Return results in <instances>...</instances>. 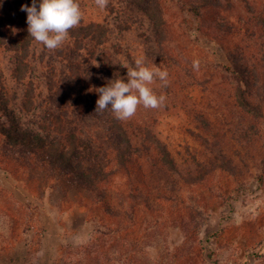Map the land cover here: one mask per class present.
I'll return each instance as SVG.
<instances>
[{"label":"trees","instance_id":"16d2710c","mask_svg":"<svg viewBox=\"0 0 264 264\" xmlns=\"http://www.w3.org/2000/svg\"><path fill=\"white\" fill-rule=\"evenodd\" d=\"M174 1L175 14L164 0H125L146 24L137 28L140 30L135 37L140 48L135 56L119 40L110 47V56H105L109 65L101 66L102 53L96 55L115 30L120 38L133 32L132 23L109 29L105 23L81 21L70 30L64 46L57 49L66 79L50 85L48 92L51 95L65 80L80 88L87 79L92 93L85 112L92 117L91 123L104 124L103 134L93 125L85 133L51 104L38 122L37 132L22 127L10 108V92L0 61V170L16 180L27 174L21 180L24 188L39 199L58 194L60 210L65 204L86 209V220L96 227L90 240L94 250H86L82 264H113L111 256L102 257V250L111 248L117 252L118 261L131 263L137 246L147 249L169 228H177L184 236L182 245H186L196 238L200 227L196 230L194 224L203 215L193 207L197 202L193 191L207 188L210 178L220 172L244 184L243 170L264 156V7L256 11L247 0H240L246 3L244 14L236 17L230 13L235 9L232 0ZM11 2L18 19L8 21L6 13H1L0 53L4 50L11 55L10 72L21 87V106L31 112L39 92L30 78L35 39L27 31V14L20 9L21 5L31 6L32 0ZM175 15L180 19H173ZM178 30L181 35L176 38ZM185 33L194 42L204 39L215 45L225 61L212 57L214 65L208 60V68L220 69L211 87L213 111L203 106V97L192 95L190 105L183 102L182 111L188 124L197 130L194 135L202 145L199 149L187 148V154L178 159L159 137L154 126L156 117H141L140 121L136 111L130 119L119 120L110 108L96 110V89L117 78L127 82V67H134L141 56L147 66L159 64L168 71L166 87L159 80L153 85L157 95L189 89L193 71L190 66L188 69L184 47L178 43ZM83 51L89 52L88 57ZM94 60L100 61L98 67L93 65ZM213 80L211 76L208 81ZM36 173L42 177L35 179ZM201 193L198 200L205 201ZM144 255L141 264H149Z\"/></svg>","mask_w":264,"mask_h":264},{"label":"rangeland","instance_id":"374dc122","mask_svg":"<svg viewBox=\"0 0 264 264\" xmlns=\"http://www.w3.org/2000/svg\"><path fill=\"white\" fill-rule=\"evenodd\" d=\"M164 1L169 7L172 6L171 12L175 14V1ZM232 1L235 9L230 13L236 17L244 14L242 7L246 3L240 0ZM11 3V0H0V15L6 13L8 21H17L16 13L11 10ZM247 3L256 11H261L264 7V0H247ZM79 4L83 22L105 23L109 29L110 27L114 29L120 23L133 24V32L123 34L120 38L115 30L111 39L109 34L105 46H98L96 55L102 53V57L99 58L103 60L101 66L109 65L110 61H107L105 56H110V47L118 40L125 42L132 55H136V50L140 48L135 37L140 30L137 28L146 26L142 15L136 10L129 9L125 0H109L103 10L95 5L94 0H79ZM175 17L180 19L177 15L173 16V19ZM178 31L176 38L181 35L180 30ZM181 38L183 39L178 43L184 47L182 50L184 57L186 55L188 69L191 67L190 71H193L194 76L190 80V88L180 90L174 95L162 91L161 94L166 100L159 108L146 109L142 105L137 108L139 113L137 119L140 121L141 117H156L154 126L159 137L178 159L182 154H187L188 149H199L202 145L194 135V131L197 130L188 124L182 111L183 102L190 105L192 102L190 96L196 95V99L203 97L201 101L203 106L213 111L214 105L210 106L214 101L211 87L215 78L219 77L220 69L208 68V60L214 65L212 57L218 62L225 61L218 48L209 41L202 39L201 42H194L187 34ZM65 41L53 50L47 49L37 41L33 43L30 78L34 85L39 87L40 93L37 92L36 108L31 112L21 106V87L15 83L10 72L11 55L1 50L0 61L10 92V108L20 118L22 127L36 132L38 122L45 116L48 104H51L52 109L68 115L76 127L83 129L85 133L90 131L88 127L93 125L99 129L100 134H103L104 124L96 121V124L91 123L92 117L85 112L89 107L88 97L92 93L88 88L87 79L82 81L80 88L65 80L64 84L57 87L51 95L47 90L50 85L56 86L63 78L66 79V69L56 56L57 49L63 47ZM211 52H214L213 56ZM83 53L88 57L89 52ZM99 60L93 61L95 67H98ZM194 60L199 61L198 70L193 68ZM157 66L161 68L162 65ZM51 70H54L55 74ZM211 76L214 80L208 81ZM78 108L81 110L79 114ZM263 161L264 156L260 162L250 164L249 168L243 170L244 184L233 182L225 173L220 172L210 178L207 188L198 192L196 189L193 191L197 201L193 207L196 208V212L203 213L202 220H198L196 226L194 224L196 230L200 227L196 238L182 245L184 240L182 233L177 228H169L168 232L154 239L147 249L137 246L133 251L134 260L128 264H141V260L145 258L144 252L148 258L145 262L149 261V264H264ZM26 175H19L20 180H16L0 170V264H82L86 250H94L90 240L96 227L93 222L86 220V209L77 205L69 208L65 204L60 210L58 194L54 197H50L49 194L43 199L30 195L21 181ZM29 176L32 177L30 173ZM33 177L39 179L42 176L41 173H36ZM199 192L206 196L205 201L198 200ZM202 210H206L205 213ZM176 248L181 249L178 251ZM102 254V257L106 256L109 259L111 256L113 264L123 263L122 259L118 261L114 248L109 251L104 249ZM182 256H185V259H180Z\"/></svg>","mask_w":264,"mask_h":264},{"label":"clouds","instance_id":"9594fccd","mask_svg":"<svg viewBox=\"0 0 264 264\" xmlns=\"http://www.w3.org/2000/svg\"><path fill=\"white\" fill-rule=\"evenodd\" d=\"M94 2L103 10L109 0ZM20 10L27 14L29 35L49 50L61 46L68 38L70 30L78 26L83 17L79 0H32L31 6L21 5ZM193 68L199 69L198 60L193 61ZM157 80L161 82V86H167V69L161 70L153 63L149 67L143 56L138 57L134 67H127V82L117 78L96 89L99 94L96 110L110 108L115 118L127 120L135 115L141 105L146 109L159 108L166 97L163 94L157 95L154 91L153 85Z\"/></svg>","mask_w":264,"mask_h":264}]
</instances>
